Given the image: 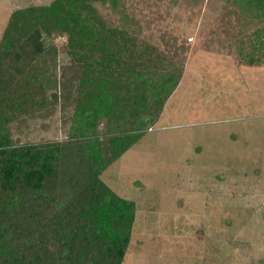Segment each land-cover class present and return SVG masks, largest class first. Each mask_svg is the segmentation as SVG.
Wrapping results in <instances>:
<instances>
[{"label":"rangeland","instance_id":"rangeland-1","mask_svg":"<svg viewBox=\"0 0 264 264\" xmlns=\"http://www.w3.org/2000/svg\"><path fill=\"white\" fill-rule=\"evenodd\" d=\"M51 1L0 0V37L13 10ZM115 1L96 13L161 52L160 72H180L155 120L100 172L135 204L122 264H264V18L239 0ZM50 43L46 65L67 92L66 35ZM61 103L10 123L12 139L66 140L73 105Z\"/></svg>","mask_w":264,"mask_h":264},{"label":"trees","instance_id":"trees-1","mask_svg":"<svg viewBox=\"0 0 264 264\" xmlns=\"http://www.w3.org/2000/svg\"><path fill=\"white\" fill-rule=\"evenodd\" d=\"M95 2L116 3L52 0L18 8L1 34L0 264H122L129 246L135 204L100 172L139 140L180 72H160L168 63L163 54L108 25ZM239 2L264 18V0ZM58 32L66 35L74 73L67 92L44 56L55 51L50 42ZM61 99V106L73 105L66 140L12 139L10 123L48 116Z\"/></svg>","mask_w":264,"mask_h":264}]
</instances>
